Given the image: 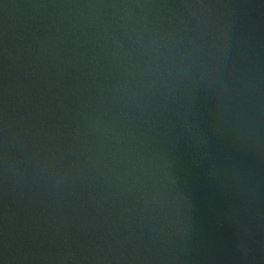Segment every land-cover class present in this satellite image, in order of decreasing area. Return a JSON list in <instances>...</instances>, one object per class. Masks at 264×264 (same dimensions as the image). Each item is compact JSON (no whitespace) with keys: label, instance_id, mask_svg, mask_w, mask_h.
<instances>
[{"label":"water","instance_id":"95a60500","mask_svg":"<svg viewBox=\"0 0 264 264\" xmlns=\"http://www.w3.org/2000/svg\"><path fill=\"white\" fill-rule=\"evenodd\" d=\"M0 264H264V0H0Z\"/></svg>","mask_w":264,"mask_h":264}]
</instances>
